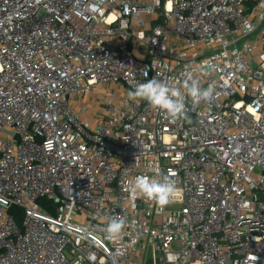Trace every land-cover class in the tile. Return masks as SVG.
Wrapping results in <instances>:
<instances>
[{
	"label": "built area",
	"instance_id": "built-area-1",
	"mask_svg": "<svg viewBox=\"0 0 264 264\" xmlns=\"http://www.w3.org/2000/svg\"><path fill=\"white\" fill-rule=\"evenodd\" d=\"M189 76L187 118L127 98ZM0 264H264V0H0Z\"/></svg>",
	"mask_w": 264,
	"mask_h": 264
},
{
	"label": "clouds",
	"instance_id": "clouds-1",
	"mask_svg": "<svg viewBox=\"0 0 264 264\" xmlns=\"http://www.w3.org/2000/svg\"><path fill=\"white\" fill-rule=\"evenodd\" d=\"M214 86L202 87L198 78L189 76L179 86L155 77L135 86L127 93L132 101H146L152 108L163 111L169 118L178 120L187 118L186 101L198 104L214 95ZM129 191L134 198H145L155 201L160 207L172 202L173 195L178 191L177 185L167 175L160 178L137 176L129 181ZM125 220L120 216H112L107 221L106 233L109 238L117 239L125 227Z\"/></svg>",
	"mask_w": 264,
	"mask_h": 264
},
{
	"label": "trees",
	"instance_id": "trees-1",
	"mask_svg": "<svg viewBox=\"0 0 264 264\" xmlns=\"http://www.w3.org/2000/svg\"><path fill=\"white\" fill-rule=\"evenodd\" d=\"M11 213H12V215L14 217H16V220L18 221V223L21 224L22 218H23L22 210H20V209H12Z\"/></svg>",
	"mask_w": 264,
	"mask_h": 264
}]
</instances>
